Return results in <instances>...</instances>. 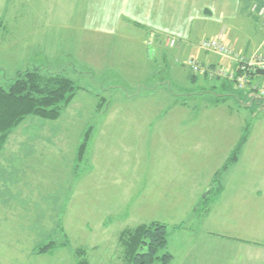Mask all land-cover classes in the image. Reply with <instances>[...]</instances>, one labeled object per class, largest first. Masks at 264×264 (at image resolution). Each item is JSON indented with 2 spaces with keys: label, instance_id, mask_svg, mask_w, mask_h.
<instances>
[{
  "label": "rangeland",
  "instance_id": "374dc122",
  "mask_svg": "<svg viewBox=\"0 0 264 264\" xmlns=\"http://www.w3.org/2000/svg\"><path fill=\"white\" fill-rule=\"evenodd\" d=\"M99 5L0 0V85L36 69L82 88L58 120H25L0 153V264H80L84 258L124 264L122 232L153 222L165 223L170 234L184 224L168 241L180 264L184 251L202 246L195 234L210 236L207 217L236 209L242 194L254 201L249 205H260L264 222V110L224 97L230 81L191 83L186 65L176 68L177 81L163 85V93L135 85L117 71L119 64L132 66L118 57L108 26L102 34L83 25ZM138 127L144 135L136 139ZM245 135L237 161L226 167ZM232 226L249 229L244 218ZM240 232L211 236L224 247L251 244ZM52 240L55 246L41 253Z\"/></svg>",
  "mask_w": 264,
  "mask_h": 264
},
{
  "label": "crops",
  "instance_id": "0c3cea01",
  "mask_svg": "<svg viewBox=\"0 0 264 264\" xmlns=\"http://www.w3.org/2000/svg\"><path fill=\"white\" fill-rule=\"evenodd\" d=\"M97 1L100 2L99 7L94 6L91 11L88 10L90 21L83 25L101 29L108 26L106 31L110 36H116L113 41L117 43L115 47L118 57L126 56L128 62L125 63L132 66L128 69L122 66L125 64H119L117 71H126L130 78L138 81L135 85L153 87L151 94L163 93L164 90L160 88L169 80H176L179 73L176 68L180 65L185 67L189 57L209 66L232 67L228 60L199 48L202 40L221 37L238 54L264 55V19L260 18L258 12L264 5L260 0H107L104 3L105 8L101 3L105 0ZM258 5L261 8H258ZM99 32L104 33L103 29ZM168 37L177 38L174 49L167 46ZM120 40L131 42L122 43ZM166 48L171 50V53L166 54ZM168 57L171 60H168ZM118 63L110 66L111 71L116 72L115 65ZM188 71L195 78L191 83L196 85L199 79L208 81L201 75L193 74L189 68ZM263 79L264 75L257 81ZM156 127L152 128L157 131ZM136 131V139L144 135L140 127ZM188 136L189 134H186L183 138ZM185 140L190 141L189 137ZM138 151L142 152V148ZM262 185L264 186V183ZM256 197L261 199L262 192ZM236 198L233 199L236 201V209L229 208L225 214L214 210L211 216L207 217L205 224L210 226L207 229L210 236L195 234V240L202 246L184 251L180 264H264V222L260 216V205H249L251 199L243 194ZM242 218L248 223L249 229H245L246 232H242L240 227L236 229L232 226L233 223L238 224ZM237 231H241L238 234L240 238L251 244L224 247L219 243V238L215 237L218 240L216 242L211 236L213 234L224 237L229 232ZM216 244L220 246L207 247ZM174 261L176 262L175 257L173 264Z\"/></svg>",
  "mask_w": 264,
  "mask_h": 264
},
{
  "label": "trees",
  "instance_id": "16d2710c",
  "mask_svg": "<svg viewBox=\"0 0 264 264\" xmlns=\"http://www.w3.org/2000/svg\"><path fill=\"white\" fill-rule=\"evenodd\" d=\"M193 79L195 78L193 77ZM224 87L226 86L224 85ZM226 88L228 94L223 95L224 97L228 96L239 102L243 101L242 105L247 108H254L258 105L264 110V102L258 99V93L255 96L257 98H250L249 94L253 93L251 91H239L234 84L232 87ZM81 90L79 84L67 76L61 74L43 76L36 69L19 72L7 86L0 85V153L10 134L18 129L25 120L31 117L53 122L58 120ZM223 96L219 98H223ZM247 138L245 135L237 145L226 167H230L237 161ZM79 150L78 156L82 158L86 151L85 145H82ZM183 226L184 224L174 226L171 230L172 233L181 230ZM172 233L170 234L168 226L162 222L141 224L138 227L126 229L119 237L120 245L124 251V264H173L174 255L168 250V241ZM54 246L55 241L52 240L39 248L42 250L41 253H44ZM80 261V264H88L86 258Z\"/></svg>",
  "mask_w": 264,
  "mask_h": 264
},
{
  "label": "built area",
  "instance_id": "2783aa9c",
  "mask_svg": "<svg viewBox=\"0 0 264 264\" xmlns=\"http://www.w3.org/2000/svg\"><path fill=\"white\" fill-rule=\"evenodd\" d=\"M258 12L260 18L264 19V8ZM177 42V38H166L167 46L172 49L175 48ZM199 48L206 53H213L228 60L232 67L209 66L194 57H189L185 65L193 74L210 79L219 78L231 81L237 90L255 92L258 93L260 98H264V84L257 82V79L264 75V55L247 56L238 54L221 37L202 40Z\"/></svg>",
  "mask_w": 264,
  "mask_h": 264
},
{
  "label": "water",
  "instance_id": "95a60500",
  "mask_svg": "<svg viewBox=\"0 0 264 264\" xmlns=\"http://www.w3.org/2000/svg\"><path fill=\"white\" fill-rule=\"evenodd\" d=\"M258 97V99H260L262 102H264V98H260L259 96H257ZM257 97H255V98H257Z\"/></svg>",
  "mask_w": 264,
  "mask_h": 264
}]
</instances>
